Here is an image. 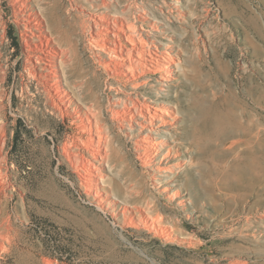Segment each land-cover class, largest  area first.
I'll list each match as a JSON object with an SVG mask.
<instances>
[{
	"label": "rangeland",
	"instance_id": "obj_1",
	"mask_svg": "<svg viewBox=\"0 0 264 264\" xmlns=\"http://www.w3.org/2000/svg\"><path fill=\"white\" fill-rule=\"evenodd\" d=\"M107 1L25 0L69 48L62 79L50 70L61 45L29 50L28 14L0 0V264H264V0ZM99 10L138 20L144 56H175L168 82L144 66L139 86L119 85L95 63ZM54 77L72 105L107 110L137 93L165 103L171 172L156 170L167 146L144 165L140 128L115 119L109 161L96 162L111 192L90 187L63 148L79 133L73 116L48 105Z\"/></svg>",
	"mask_w": 264,
	"mask_h": 264
},
{
	"label": "bare ground",
	"instance_id": "obj_2",
	"mask_svg": "<svg viewBox=\"0 0 264 264\" xmlns=\"http://www.w3.org/2000/svg\"><path fill=\"white\" fill-rule=\"evenodd\" d=\"M17 1L22 4V10L25 11V14H28V20L33 29L31 35L32 43L28 45V49H32V51L37 52L36 54L39 55V53L41 54L42 52L47 51L46 49L49 44H51V48H54L52 45L54 41H57L58 45H61V53L56 50V47L51 52L53 58L54 56L59 57L55 58L58 60L56 61L58 63L55 64L54 67L52 66L50 70L53 75H61L63 79L65 71L62 69L66 66L65 64L67 63V53L69 48H63L59 38L54 39L53 34L49 35L50 31L47 33L48 29L51 31L54 29L53 24L49 23V18L42 19L38 12L32 10L28 6L25 0ZM100 1L103 7H107V0ZM110 16L109 13L105 14L103 11L99 10L97 14H90L89 17V20L93 22L88 25V28L90 29L88 31L89 43L90 45L94 44L98 51L95 53V63L98 64V66L103 67L106 71L113 72V75H111L110 78L115 79L119 85H125L123 83L124 81L125 83L130 84L133 88L139 86L138 84L141 82L139 83L138 80L143 74L142 68L144 66L145 68L151 69L153 72L162 73L161 77L168 82L171 73L174 71L173 64L175 62V56L167 51H164L161 54L153 51L154 53L149 52L150 54L148 56H144L143 50L146 47H150V43L147 42L143 32L138 28V20L135 17L118 16L114 18L113 16ZM25 26H27V24ZM56 33L58 34L57 31ZM95 35H97V37ZM110 35L115 36L112 43L110 42ZM152 45L159 49L155 43H152L151 46ZM60 54H63L65 58L63 59ZM40 56L36 58L43 59ZM30 71L32 73L31 68ZM58 78L59 77L50 78L51 86H53L54 91L49 97L51 101L48 105L55 112L61 114L71 113V116H73V123L78 126L79 133L78 136H69L70 143L64 145L63 148L69 150L70 154L77 158L78 161L81 160V168L86 170V180L90 187L95 189L103 188L105 192H111V190H109L110 188L103 187V183L106 180L105 175H103L104 167L102 168V165H97L96 162L100 161L101 163L109 161L108 159L111 155V126L109 122L110 120L112 121L115 119L121 123L128 122L131 126L137 125L140 128L143 138L137 139L135 144L144 165L154 167L151 159L152 152L159 149L160 146H167L168 148L163 151L164 154H166V158L161 160V163L157 166L156 170L161 173L171 172L166 165L167 161L171 159V150L169 148L171 145H164V142H162L159 135L160 130L168 126V124L171 123L169 126L174 125V118L171 114V112L173 113L174 111L169 110L168 107L164 105L165 103L158 99H151L154 100L155 103H150L149 100H147L148 98L142 99L137 93L136 97L128 96V99L124 101H121L123 99H118V102H116V108L112 107L110 104L107 110L97 98L88 99L83 105H72L69 93L64 87L62 88V83L61 81H58L60 80ZM160 85H163V82L160 83ZM159 92H162V87L156 92V96H159ZM58 98L62 100L61 102L63 105L57 101ZM66 99L71 103L64 101ZM107 113L110 114L111 119H107ZM179 166L180 165H176L175 168H178ZM137 210L141 213L146 210L150 211L151 206L146 205L144 208H138Z\"/></svg>",
	"mask_w": 264,
	"mask_h": 264
}]
</instances>
